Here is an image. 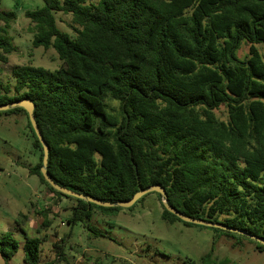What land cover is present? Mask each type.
I'll use <instances>...</instances> for the list:
<instances>
[{
  "label": "trees",
  "instance_id": "trees-1",
  "mask_svg": "<svg viewBox=\"0 0 264 264\" xmlns=\"http://www.w3.org/2000/svg\"><path fill=\"white\" fill-rule=\"evenodd\" d=\"M56 12L71 14L74 35L60 29ZM25 15L34 47L55 48L63 63L17 66L14 93L0 83V105L35 103L56 183L112 203L160 185L166 198L155 193L168 222L183 220L164 200L187 216L264 238V51L257 47L264 45V0H44ZM16 17L0 8L3 33ZM243 41L249 54L239 58ZM14 50L11 38L0 36V62ZM221 107L226 120L216 113ZM19 112L28 116L19 106L0 115ZM29 125L41 150L32 173L56 195L76 201L69 224L95 210L122 208L67 195L47 182L43 148ZM42 214L46 228L50 221ZM64 241L55 244L56 262L65 259ZM42 242L25 237L27 264H40ZM19 247L12 232L0 237L6 260ZM211 253L202 261L217 264Z\"/></svg>",
  "mask_w": 264,
  "mask_h": 264
},
{
  "label": "rangeland",
  "instance_id": "rangeland-1",
  "mask_svg": "<svg viewBox=\"0 0 264 264\" xmlns=\"http://www.w3.org/2000/svg\"><path fill=\"white\" fill-rule=\"evenodd\" d=\"M97 2L98 0H89ZM44 5V0H2L0 8L14 10L7 34L15 50L0 62V83L10 85L14 93V69L23 64L56 69L62 65L58 52L51 47H34L32 21L27 10ZM71 14L56 12L57 24L73 34ZM257 47L264 51L263 44ZM250 43L243 41L236 55L249 54ZM226 120V109L216 110ZM41 150L24 112L0 115V237L10 231L19 240L18 251L6 260L0 252V264H27L24 260L25 237H41L40 264H207L202 257L209 252L217 264H264V251L256 242L240 233L183 221L170 223L162 218V201L155 192L129 208L113 214L98 210L90 219L68 223L76 201L53 193L32 169L40 162ZM46 211L50 225L42 226ZM225 215L220 217L224 220ZM64 241L65 259L57 260L56 243Z\"/></svg>",
  "mask_w": 264,
  "mask_h": 264
},
{
  "label": "water",
  "instance_id": "water-1",
  "mask_svg": "<svg viewBox=\"0 0 264 264\" xmlns=\"http://www.w3.org/2000/svg\"><path fill=\"white\" fill-rule=\"evenodd\" d=\"M22 107L24 108L29 116V120L31 122L33 131L35 132L37 138L39 139L42 148H43V165L41 167V172L44 176V178L47 180V182H49L55 189L70 195V196H74L80 199H84L86 201L95 203L97 205H101V206H105V207H110V206H120V207H125V208H129L131 206H133L141 197H143L144 195H146L149 192H157L160 193L163 197L166 198L167 194L165 189L160 186V185H152L149 188H146L144 190H139L130 200L128 201H119L117 203H112L109 201H102L100 199L91 197V196H86L82 193H79L77 191L71 190L69 188H66L64 186L59 185L58 183H56L51 176L48 173L47 167H48V160H49V146L48 143L46 142L43 134L41 133L39 126L37 124L35 115H34V110H35V103L29 99H21L18 100L16 102H13L12 104H5V105H0V111H5L8 110L10 108H14V107ZM163 204L165 206V208L170 211L171 213L175 214L176 216H178L181 220L185 221V222H189L192 224H198V225H203V226H209V227H215V228H221L224 230H229L232 232H237L243 235H246L262 244H264V238L255 235L253 233L247 232L243 229L237 228V227H232L230 225H226L220 222H215V221H211V220H206L203 218H196V217H190L187 216L185 214H183L182 212H180L179 210L175 209L174 207H172L166 200L163 201Z\"/></svg>",
  "mask_w": 264,
  "mask_h": 264
}]
</instances>
